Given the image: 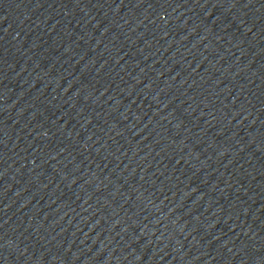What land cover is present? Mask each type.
Listing matches in <instances>:
<instances>
[{
  "label": "water",
  "instance_id": "1",
  "mask_svg": "<svg viewBox=\"0 0 264 264\" xmlns=\"http://www.w3.org/2000/svg\"><path fill=\"white\" fill-rule=\"evenodd\" d=\"M155 59L264 119V0H69Z\"/></svg>",
  "mask_w": 264,
  "mask_h": 264
}]
</instances>
